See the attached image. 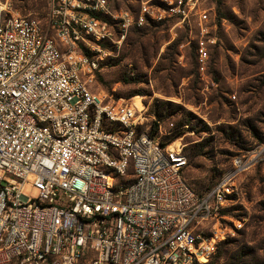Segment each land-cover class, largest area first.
I'll return each mask as SVG.
<instances>
[{
    "label": "built area",
    "instance_id": "2783aa9c",
    "mask_svg": "<svg viewBox=\"0 0 264 264\" xmlns=\"http://www.w3.org/2000/svg\"><path fill=\"white\" fill-rule=\"evenodd\" d=\"M161 1L49 0L45 30L0 1V264H207L232 233L218 222L231 175L197 195L183 154L139 130L141 108L94 88L102 44L192 8ZM208 20L197 14L200 73Z\"/></svg>",
    "mask_w": 264,
    "mask_h": 264
},
{
    "label": "rangeland",
    "instance_id": "374dc122",
    "mask_svg": "<svg viewBox=\"0 0 264 264\" xmlns=\"http://www.w3.org/2000/svg\"><path fill=\"white\" fill-rule=\"evenodd\" d=\"M7 1L45 30L49 0ZM108 1L112 9L132 13L141 2L168 6L161 0ZM188 4L183 21L162 14L130 29L119 46L102 44L94 88L141 108L139 130L183 154L182 175L194 193L202 195L231 175L232 192L218 222L234 229L216 243L207 264H264V153L258 152L264 143V0ZM202 10L213 43L206 44L200 73L195 47ZM237 159L245 165L234 171Z\"/></svg>",
    "mask_w": 264,
    "mask_h": 264
},
{
    "label": "trees",
    "instance_id": "16d2710c",
    "mask_svg": "<svg viewBox=\"0 0 264 264\" xmlns=\"http://www.w3.org/2000/svg\"><path fill=\"white\" fill-rule=\"evenodd\" d=\"M136 28V27H135ZM138 28V27H137ZM131 29H133V28H131ZM150 135V134H149ZM150 136H152V135H150ZM198 195V194H197ZM200 196V195H199Z\"/></svg>",
    "mask_w": 264,
    "mask_h": 264
}]
</instances>
